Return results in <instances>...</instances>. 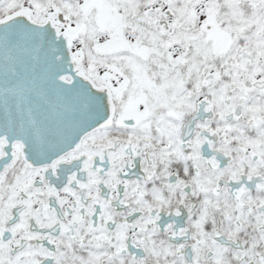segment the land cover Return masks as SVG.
Here are the masks:
<instances>
[{
    "label": "snow or ice",
    "instance_id": "6c2138e0",
    "mask_svg": "<svg viewBox=\"0 0 264 264\" xmlns=\"http://www.w3.org/2000/svg\"><path fill=\"white\" fill-rule=\"evenodd\" d=\"M0 264H264V0H0Z\"/></svg>",
    "mask_w": 264,
    "mask_h": 264
}]
</instances>
